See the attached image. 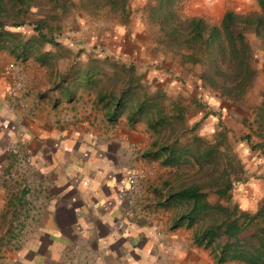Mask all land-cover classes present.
Segmentation results:
<instances>
[{
  "label": "crops",
  "instance_id": "crops-1",
  "mask_svg": "<svg viewBox=\"0 0 264 264\" xmlns=\"http://www.w3.org/2000/svg\"><path fill=\"white\" fill-rule=\"evenodd\" d=\"M11 30L19 35L24 25ZM21 36L22 42L28 38ZM51 60L0 44V208L9 209L6 219H14L3 230L17 235L9 241L16 247L10 261L184 264L186 246L179 233L185 224L171 227L176 213L169 222L162 218L161 210L169 206L160 205L165 194L152 183L160 164L142 155L154 141L151 129L140 117L128 120L125 107L111 118L113 99L99 97H116L125 84L139 82L147 96L176 101L186 86L168 83L175 72L152 69L146 74L133 69L124 81L115 72L118 82L98 84L95 66L65 71ZM118 63L124 68L123 60ZM14 78L21 88L12 95ZM133 170L148 177L122 195ZM124 208L128 216L122 215Z\"/></svg>",
  "mask_w": 264,
  "mask_h": 264
},
{
  "label": "rangeland",
  "instance_id": "rangeland-1",
  "mask_svg": "<svg viewBox=\"0 0 264 264\" xmlns=\"http://www.w3.org/2000/svg\"><path fill=\"white\" fill-rule=\"evenodd\" d=\"M160 2L164 1L26 0L24 10L18 13L17 17L14 15L15 9L7 10L5 23L6 28H9L12 21L22 24L24 22V31L20 33L22 36L19 34V37L23 38L32 34L31 25L27 24L31 21L43 19L51 27L58 26L59 28L53 31L56 46L46 43L30 45L31 48L27 49V52L32 56L38 53L44 60L52 59L51 64L56 63L57 69L64 67L65 71L73 67L83 69L85 66H95L97 72L93 74L99 75L98 84H115L119 81L115 72L119 71L123 80L124 75L130 72L129 68L143 74L150 69L158 73L175 72L176 75L168 76V83L184 84V93H178L176 101L159 95L155 98H158L166 114L171 112L176 103L182 105L183 123L181 122L180 126L179 123L173 122L176 128L173 134L180 143H188L191 148L197 147V151L207 148L212 150L213 154L201 164L185 158L176 166H158L161 170L153 171L155 176L152 183L157 181L154 189L161 195L195 181L204 184L207 201L213 203L217 200L213 193L216 186L214 180L220 182L216 176L221 174L223 178L230 180V195L238 208L253 211L264 196V138L258 135L255 123V109L264 91V50L260 47L257 35L251 29H245L244 36L253 49L255 77L239 100L231 101L220 97L198 80L196 73L200 66L183 69L178 63L177 48L165 42L166 38L162 34L164 28H160L158 20L150 16V11L155 15L166 6ZM5 5L11 9L8 3ZM170 9L174 11L176 20L200 16L208 24H218L225 10L240 15H255L260 12L256 0H173ZM170 26L171 24L167 25L168 28ZM44 32L48 33V29H44ZM11 40L12 38L8 37L7 41ZM115 48L117 50H113ZM48 52L50 56L46 54ZM120 60H123L124 68L118 65ZM125 69H128L127 72ZM112 72L114 77L111 76ZM189 98L200 102L193 103ZM193 123L195 127L190 130ZM152 133L154 140L160 141L170 140V136H173L170 135L169 129ZM193 135H196L198 140L194 139L193 142ZM260 142L261 147H251ZM157 162L154 160V163ZM147 175L146 172L141 179L148 177ZM219 202L224 203L223 200ZM177 207L174 205L161 210L162 218L166 216L165 222H169L174 217L173 214L179 213L180 207ZM8 212L9 209L3 211L0 208V264H16V261H10L16 247L9 241L15 240L17 235L11 230H3L8 222L14 220L6 219ZM10 212V217H15V210ZM207 222L206 216H200L190 226L181 227L182 233H179V236L183 238L186 246L184 264H241L236 261L218 263L210 247L193 243V232ZM8 245H11V248H8Z\"/></svg>",
  "mask_w": 264,
  "mask_h": 264
},
{
  "label": "trees",
  "instance_id": "trees-1",
  "mask_svg": "<svg viewBox=\"0 0 264 264\" xmlns=\"http://www.w3.org/2000/svg\"><path fill=\"white\" fill-rule=\"evenodd\" d=\"M163 6L159 13L151 18L158 20L165 42L177 48L178 63L184 69L196 65L200 70L196 73L203 86L216 92L220 97L231 101L239 100L253 81L256 69L252 63V46L244 36L245 29H251L264 50V0H256L260 12L255 15H240L225 10L218 24H208L200 16H191L185 20H176L174 11L170 9L173 0H161ZM26 0H0V44L8 43L9 50L25 54L27 49L38 44L57 45L53 31L45 20L37 19L27 23L31 25V35L22 42L16 27L24 22L12 21L9 30H6L5 15L7 10H13L15 17L24 8ZM8 3V8L5 4ZM20 5V7L16 6ZM16 8H15V7ZM14 17V18H15ZM171 26L168 28L167 25ZM166 26V27H164ZM51 28V29H50ZM48 29V33L44 32ZM51 32V33H50ZM20 34V32H19ZM8 37L12 38L7 41ZM13 41V42H12ZM175 50V48H174ZM38 58V57H37ZM40 59V58H38ZM41 60V59H40ZM123 68V66H122ZM128 70V69H127ZM128 71H132L129 68ZM127 72V71H126ZM127 75H124V78ZM132 81V80H131ZM126 85V84H125ZM118 96L100 95L101 98L113 99L111 118L115 117L122 108L127 109L128 120L140 117L152 132L168 130L170 140H154L151 146L142 153L158 160L160 165L176 166L185 158H190L198 164L204 163L213 151L205 148H191L190 145L180 143L175 133V124L184 120V109L179 104L174 105V114H166L157 96H147L141 89L139 82L126 85ZM196 103L200 101H196ZM255 123L257 133L264 138V91L255 109ZM181 126V125H180ZM195 124L190 126L193 130ZM198 140L196 135L192 141ZM261 147L262 142L251 146ZM213 193L217 200L208 202L204 184L195 181L189 184L168 190L160 205L180 207L179 213L171 222V227L180 224L190 226L200 216H206L208 222L193 232L192 241L195 245L210 247L216 262L236 261L241 264H264V196L259 200L253 211L239 209L231 198V183L227 178L218 174ZM223 200L224 203H220Z\"/></svg>",
  "mask_w": 264,
  "mask_h": 264
},
{
  "label": "built area",
  "instance_id": "built-area-1",
  "mask_svg": "<svg viewBox=\"0 0 264 264\" xmlns=\"http://www.w3.org/2000/svg\"><path fill=\"white\" fill-rule=\"evenodd\" d=\"M21 88V80L19 78H14L12 85L9 87V92L14 95L16 93V91H18ZM9 147L12 150H16V145L12 144L9 145ZM25 160H29L30 157L28 155H25L24 157ZM145 172H143L142 170H133L131 172L128 173L127 177H126V185L125 188L121 191V194L124 195L127 192H131L136 188V183L138 181V179H140L141 177H144ZM130 213V210L127 208H124L122 210V215L123 216H128ZM122 223V221H121Z\"/></svg>",
  "mask_w": 264,
  "mask_h": 264
}]
</instances>
